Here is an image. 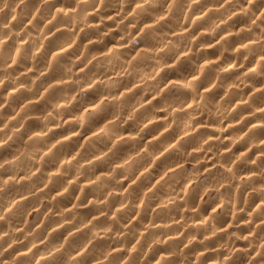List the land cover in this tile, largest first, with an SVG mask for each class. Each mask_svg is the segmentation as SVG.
I'll return each mask as SVG.
<instances>
[{
  "label": "clouds",
  "instance_id": "1",
  "mask_svg": "<svg viewBox=\"0 0 264 264\" xmlns=\"http://www.w3.org/2000/svg\"><path fill=\"white\" fill-rule=\"evenodd\" d=\"M0 264H264V0H0Z\"/></svg>",
  "mask_w": 264,
  "mask_h": 264
}]
</instances>
